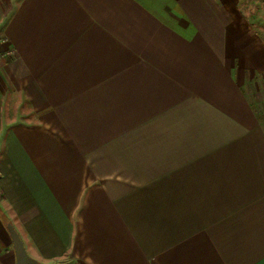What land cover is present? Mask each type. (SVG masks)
I'll list each match as a JSON object with an SVG mask.
<instances>
[{"label": "crops", "instance_id": "0c3cea01", "mask_svg": "<svg viewBox=\"0 0 264 264\" xmlns=\"http://www.w3.org/2000/svg\"><path fill=\"white\" fill-rule=\"evenodd\" d=\"M240 2L0 0V264H264Z\"/></svg>", "mask_w": 264, "mask_h": 264}, {"label": "rangeland", "instance_id": "374dc122", "mask_svg": "<svg viewBox=\"0 0 264 264\" xmlns=\"http://www.w3.org/2000/svg\"><path fill=\"white\" fill-rule=\"evenodd\" d=\"M248 1L252 6L246 12V15L247 18L250 20L251 24L253 25L252 29L254 33H258V34L264 33V0H248ZM240 3H244V0H241ZM4 41H5V37H4ZM260 79L261 81H256ZM254 81H256L253 84V90H255V92L253 93L255 94V96L258 94L261 96L264 95V80H262V78L258 76L256 79H254ZM258 109H259L258 110L259 120L262 122V125H264V109H260V108Z\"/></svg>", "mask_w": 264, "mask_h": 264}, {"label": "water", "instance_id": "95a60500", "mask_svg": "<svg viewBox=\"0 0 264 264\" xmlns=\"http://www.w3.org/2000/svg\"><path fill=\"white\" fill-rule=\"evenodd\" d=\"M6 228L12 240V246L15 253V264H37L36 259L27 253L23 241L13 225L10 222H7Z\"/></svg>", "mask_w": 264, "mask_h": 264}, {"label": "built area", "instance_id": "2783aa9c", "mask_svg": "<svg viewBox=\"0 0 264 264\" xmlns=\"http://www.w3.org/2000/svg\"><path fill=\"white\" fill-rule=\"evenodd\" d=\"M4 42V36L0 35V44ZM10 52V49L5 48V49H1L0 48V55H5L8 54Z\"/></svg>", "mask_w": 264, "mask_h": 264}, {"label": "trees", "instance_id": "16d2710c", "mask_svg": "<svg viewBox=\"0 0 264 264\" xmlns=\"http://www.w3.org/2000/svg\"><path fill=\"white\" fill-rule=\"evenodd\" d=\"M3 221L6 223L7 222V219L6 218H3ZM38 264H40V263H38Z\"/></svg>", "mask_w": 264, "mask_h": 264}]
</instances>
